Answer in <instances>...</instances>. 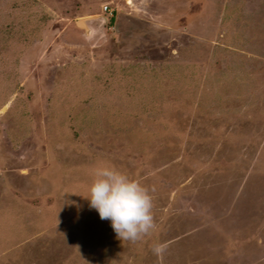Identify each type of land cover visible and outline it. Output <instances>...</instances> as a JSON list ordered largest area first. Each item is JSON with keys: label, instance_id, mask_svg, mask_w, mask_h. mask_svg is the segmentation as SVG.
Wrapping results in <instances>:
<instances>
[{"label": "rangeland", "instance_id": "obj_1", "mask_svg": "<svg viewBox=\"0 0 264 264\" xmlns=\"http://www.w3.org/2000/svg\"><path fill=\"white\" fill-rule=\"evenodd\" d=\"M0 264H264V0H0Z\"/></svg>", "mask_w": 264, "mask_h": 264}, {"label": "water", "instance_id": "obj_2", "mask_svg": "<svg viewBox=\"0 0 264 264\" xmlns=\"http://www.w3.org/2000/svg\"><path fill=\"white\" fill-rule=\"evenodd\" d=\"M77 25L83 29H85L88 32V29L84 25V20H80L77 22Z\"/></svg>", "mask_w": 264, "mask_h": 264}, {"label": "built area", "instance_id": "obj_3", "mask_svg": "<svg viewBox=\"0 0 264 264\" xmlns=\"http://www.w3.org/2000/svg\"><path fill=\"white\" fill-rule=\"evenodd\" d=\"M103 11H105V12H106V11H107V8H106V7H104V8H103Z\"/></svg>", "mask_w": 264, "mask_h": 264}]
</instances>
